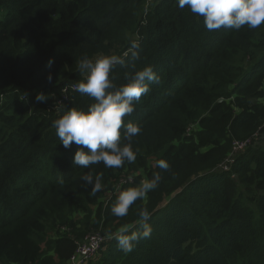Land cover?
<instances>
[{"label": "trees", "instance_id": "16d2710c", "mask_svg": "<svg viewBox=\"0 0 264 264\" xmlns=\"http://www.w3.org/2000/svg\"><path fill=\"white\" fill-rule=\"evenodd\" d=\"M133 38L135 70L160 78L123 118L141 127L137 159L75 167L80 146L65 149L52 123L94 103L72 90L77 65L122 55ZM132 63L110 73L117 86ZM235 141L250 143L232 153ZM89 172L102 175L95 196L81 180ZM157 172L145 201L111 214L120 191ZM142 207L152 234L125 253L107 233ZM89 232L107 239L86 264H264V25L209 31L176 0H0V264H65Z\"/></svg>", "mask_w": 264, "mask_h": 264}, {"label": "clouds", "instance_id": "9594fccd", "mask_svg": "<svg viewBox=\"0 0 264 264\" xmlns=\"http://www.w3.org/2000/svg\"><path fill=\"white\" fill-rule=\"evenodd\" d=\"M176 3L179 8L187 7L193 14L202 17L204 27L209 31L221 28L238 31L245 26L257 29L264 25V0H176ZM140 47L139 38H133L122 55H99L94 59L85 56L79 61L77 70L83 79L73 85L72 90L90 97L94 103L87 110L67 108L52 123L65 149L73 143L80 146L73 157L75 167L88 169L103 163L105 168L115 169L123 167L125 162L132 164L136 161L137 152L133 150L131 140L141 132V127L133 122L125 124L123 118L130 116L135 111V103L150 92V83L160 82L151 66L135 70L134 62L139 59ZM130 60L133 72L126 71L127 83L117 86L110 79V73L117 66L127 69ZM47 79L52 82L51 73ZM35 98L37 102H43L47 96L38 92ZM156 166L163 170L170 168L165 159L157 160ZM81 180L90 186L92 196L103 188L102 175L94 176L89 172L82 175ZM160 181L161 175L157 172L150 179L142 180L138 186L120 191L111 206V214L115 217L127 216L136 201H145ZM58 183L63 185L65 181L60 178ZM137 216L134 223L122 224L115 232L110 230L107 233L108 239H114L125 253L131 252L137 242L152 234L150 211L142 207Z\"/></svg>", "mask_w": 264, "mask_h": 264}, {"label": "built area", "instance_id": "2783aa9c", "mask_svg": "<svg viewBox=\"0 0 264 264\" xmlns=\"http://www.w3.org/2000/svg\"><path fill=\"white\" fill-rule=\"evenodd\" d=\"M246 145V142L235 141L232 153L243 150ZM130 180V177L128 179L122 178L121 183H126ZM106 239L100 232H90L83 241L77 244L75 251L70 256L69 264H86L89 259L98 253Z\"/></svg>", "mask_w": 264, "mask_h": 264}, {"label": "rangeland", "instance_id": "374dc122", "mask_svg": "<svg viewBox=\"0 0 264 264\" xmlns=\"http://www.w3.org/2000/svg\"><path fill=\"white\" fill-rule=\"evenodd\" d=\"M193 126H196V124H194ZM249 143L250 142H248V144L245 146V147H247L248 145H249ZM224 168H226V166H224ZM127 176H130V178H131V180L130 181H128L129 183H136L135 182V178H136V176L137 175H139V174H144V170L143 169H138V170H136V171H131V172H129V173H125ZM124 178H126V177H124ZM142 180H144V178L142 177ZM117 189H118V186L116 185V189H115V191H117ZM111 196V192L110 193H108V198ZM63 230H67V228L65 229H63ZM90 233V232H89ZM88 233V234H89ZM87 234V235H88ZM86 235V236H87ZM86 236L84 237V239L86 238ZM73 237H76V236H74L73 235ZM83 239V240H84ZM77 243H75L76 244V247H77V244L79 243V240L78 241H76ZM73 254V253H72ZM65 264H69V260L65 263Z\"/></svg>", "mask_w": 264, "mask_h": 264}]
</instances>
